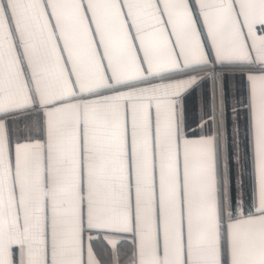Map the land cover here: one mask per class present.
Here are the masks:
<instances>
[{"label":"snow or ice","instance_id":"snow-or-ice-1","mask_svg":"<svg viewBox=\"0 0 264 264\" xmlns=\"http://www.w3.org/2000/svg\"><path fill=\"white\" fill-rule=\"evenodd\" d=\"M0 264H264V0H0Z\"/></svg>","mask_w":264,"mask_h":264},{"label":"crops","instance_id":"crops-1","mask_svg":"<svg viewBox=\"0 0 264 264\" xmlns=\"http://www.w3.org/2000/svg\"><path fill=\"white\" fill-rule=\"evenodd\" d=\"M193 111H194V109H193Z\"/></svg>","mask_w":264,"mask_h":264}]
</instances>
